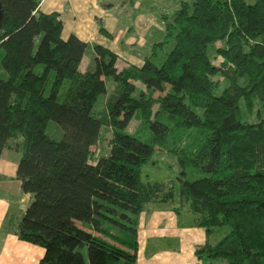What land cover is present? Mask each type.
<instances>
[{"label": "trees", "instance_id": "obj_1", "mask_svg": "<svg viewBox=\"0 0 264 264\" xmlns=\"http://www.w3.org/2000/svg\"><path fill=\"white\" fill-rule=\"evenodd\" d=\"M0 2L9 75L0 78V152L20 154L14 179L31 196L7 232L44 249L40 264H137L142 212L176 197L173 188L144 183L142 168L172 130L194 127L198 149L179 159L205 177L181 179V205L209 236L229 228L196 256L205 264H264V119L243 120L264 98V0L182 1L163 17L164 40L141 68L119 69L118 56L95 45L85 71L89 46L63 38L59 14L42 13L37 0ZM172 41L163 61L153 59ZM135 118L151 130L150 142L139 129L127 132ZM51 122L60 139L47 135ZM103 129L113 132L109 153L94 161Z\"/></svg>", "mask_w": 264, "mask_h": 264}, {"label": "crops", "instance_id": "obj_2", "mask_svg": "<svg viewBox=\"0 0 264 264\" xmlns=\"http://www.w3.org/2000/svg\"><path fill=\"white\" fill-rule=\"evenodd\" d=\"M37 1L42 13L59 14L63 38L75 35L88 44L90 53L86 52L81 64L85 71L91 64L95 45L115 53L119 69L141 68L150 59L143 53L150 49L154 52L155 45L164 40L163 17H171L187 0ZM18 162L15 154L0 160V264H40L44 249L19 240L4 228L21 218L31 200L14 179ZM217 233L216 229L209 236L188 207H178L171 201L152 202L139 219L137 264H205L196 256V250L207 242H219Z\"/></svg>", "mask_w": 264, "mask_h": 264}, {"label": "rangeland", "instance_id": "obj_3", "mask_svg": "<svg viewBox=\"0 0 264 264\" xmlns=\"http://www.w3.org/2000/svg\"><path fill=\"white\" fill-rule=\"evenodd\" d=\"M163 39H161V41ZM223 44L224 43L219 42L211 45V47L209 48L210 54L212 53V50L215 47H223ZM173 47L174 43L172 41L164 49L158 48L156 51L157 54L153 56V59L157 58L160 62L163 61V59L166 58V56L170 53ZM89 53L90 52H87V55ZM2 54L3 51L0 49V78L6 80L9 79V75L1 65ZM143 55L144 57H152L153 49H150V52L148 53H143ZM160 62H158V65H161ZM214 63L219 66L222 63V59H215ZM43 69V66H38L36 68V72L40 74ZM52 79L53 78H51V81ZM225 85L226 83H222L221 90L225 87ZM67 87L68 85L66 84L61 90V93L59 95L60 101L63 100ZM156 96H158V93L156 94ZM104 99L105 97L102 96L99 99V103H102ZM99 105L97 107H99ZM261 119H264V98H256L254 114L252 116H248V114L244 111L243 120L249 123H257ZM139 124V121L137 120V118H135L131 122L129 128L127 129V132L133 133L135 132V130L139 129L137 132V136L145 142H150L152 137L151 130L148 127L143 126L139 128ZM46 132L48 136L53 137L55 139H60L63 135V131L61 130V128L54 122H51L49 124ZM112 137V130L109 129L107 131L106 129H103L101 131L98 147L96 148V154L94 155V161L98 160V158L105 157L108 155L109 148L107 143L108 140H110ZM201 140L202 134L197 128L193 127L188 129L172 130L168 136L165 147L163 148L160 146H156V152L153 157V160L142 168V181L144 183H161L164 185L166 192H168L170 188H173L176 197L171 201V203L177 205L178 207H181L182 205L179 195L181 179H187L192 182L205 177V174L201 172L200 169L193 167L191 164H188L187 167L184 168L179 157L183 156L184 154L188 155L195 152L198 149ZM14 154L17 155L18 159H20V154L15 153L12 150L5 149L3 150L0 156V160L7 159L8 156L13 158ZM184 173L186 174L184 175ZM217 231L218 233L216 234V236L218 235V238L220 240L228 233L229 228L223 227L217 229Z\"/></svg>", "mask_w": 264, "mask_h": 264}, {"label": "water", "instance_id": "obj_4", "mask_svg": "<svg viewBox=\"0 0 264 264\" xmlns=\"http://www.w3.org/2000/svg\"><path fill=\"white\" fill-rule=\"evenodd\" d=\"M2 23H3V7H2V4L0 2V30L2 27ZM0 156H1V152H0Z\"/></svg>", "mask_w": 264, "mask_h": 264}]
</instances>
